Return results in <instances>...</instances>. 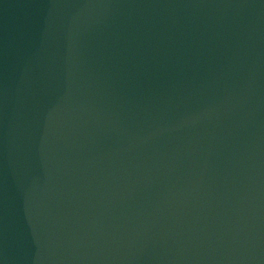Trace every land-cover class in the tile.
Returning a JSON list of instances; mask_svg holds the SVG:
<instances>
[{
  "label": "water",
  "instance_id": "water-1",
  "mask_svg": "<svg viewBox=\"0 0 264 264\" xmlns=\"http://www.w3.org/2000/svg\"><path fill=\"white\" fill-rule=\"evenodd\" d=\"M0 264H264V0H0Z\"/></svg>",
  "mask_w": 264,
  "mask_h": 264
}]
</instances>
